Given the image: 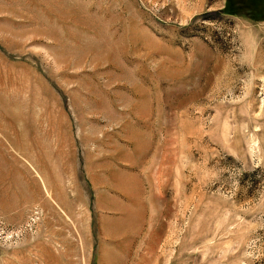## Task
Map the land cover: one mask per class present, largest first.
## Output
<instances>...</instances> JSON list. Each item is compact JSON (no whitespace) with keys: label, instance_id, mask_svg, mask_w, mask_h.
<instances>
[{"label":"rangeland","instance_id":"rangeland-1","mask_svg":"<svg viewBox=\"0 0 264 264\" xmlns=\"http://www.w3.org/2000/svg\"><path fill=\"white\" fill-rule=\"evenodd\" d=\"M0 264H264V0H0Z\"/></svg>","mask_w":264,"mask_h":264}]
</instances>
